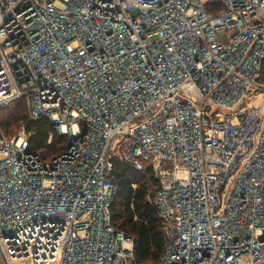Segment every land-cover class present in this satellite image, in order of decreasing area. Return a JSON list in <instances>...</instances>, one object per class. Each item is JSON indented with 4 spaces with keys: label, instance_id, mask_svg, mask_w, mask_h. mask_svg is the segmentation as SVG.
I'll use <instances>...</instances> for the list:
<instances>
[{
    "label": "built area",
    "instance_id": "built-area-1",
    "mask_svg": "<svg viewBox=\"0 0 264 264\" xmlns=\"http://www.w3.org/2000/svg\"><path fill=\"white\" fill-rule=\"evenodd\" d=\"M23 98L66 149L0 125V264H154L117 162L158 180V264H264V0H0V111Z\"/></svg>",
    "mask_w": 264,
    "mask_h": 264
},
{
    "label": "trees",
    "instance_id": "trees-1",
    "mask_svg": "<svg viewBox=\"0 0 264 264\" xmlns=\"http://www.w3.org/2000/svg\"><path fill=\"white\" fill-rule=\"evenodd\" d=\"M0 125L8 137H13L17 127L24 126L31 134L30 150L44 160H50L66 149L65 137L57 132L49 118L30 119L24 98L0 111ZM114 184L113 225L134 238L137 259L158 264L166 238L158 210L147 198L149 189L158 184L152 166L144 162V169L137 170L132 164L117 162Z\"/></svg>",
    "mask_w": 264,
    "mask_h": 264
},
{
    "label": "rangeland",
    "instance_id": "rangeland-1",
    "mask_svg": "<svg viewBox=\"0 0 264 264\" xmlns=\"http://www.w3.org/2000/svg\"><path fill=\"white\" fill-rule=\"evenodd\" d=\"M258 103V102H257ZM6 112V111H5ZM20 129H21V127L19 126V127H17L14 131H13V136L14 135H16V134H18L19 132H20Z\"/></svg>",
    "mask_w": 264,
    "mask_h": 264
}]
</instances>
